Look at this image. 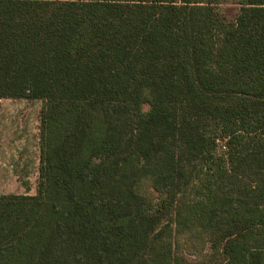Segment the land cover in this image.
<instances>
[{
  "label": "trees",
  "instance_id": "obj_1",
  "mask_svg": "<svg viewBox=\"0 0 264 264\" xmlns=\"http://www.w3.org/2000/svg\"><path fill=\"white\" fill-rule=\"evenodd\" d=\"M2 97L43 105L0 264H264V0H0Z\"/></svg>",
  "mask_w": 264,
  "mask_h": 264
},
{
  "label": "rangeland",
  "instance_id": "obj_2",
  "mask_svg": "<svg viewBox=\"0 0 264 264\" xmlns=\"http://www.w3.org/2000/svg\"><path fill=\"white\" fill-rule=\"evenodd\" d=\"M42 105L38 98H0V195L37 193Z\"/></svg>",
  "mask_w": 264,
  "mask_h": 264
}]
</instances>
